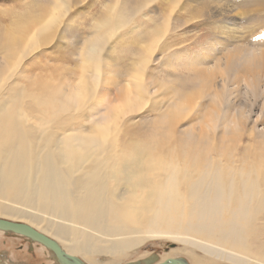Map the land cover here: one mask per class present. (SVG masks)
I'll list each match as a JSON object with an SVG mask.
<instances>
[{
    "label": "bare ground",
    "instance_id": "bare-ground-1",
    "mask_svg": "<svg viewBox=\"0 0 264 264\" xmlns=\"http://www.w3.org/2000/svg\"><path fill=\"white\" fill-rule=\"evenodd\" d=\"M15 2V9L8 8L0 18V217L23 220L83 264H123L146 241L159 238L182 246L158 263L147 262L146 254L143 263L125 264L166 260L264 264V132L255 135L258 121H253L247 131L248 137L254 134L252 140L238 154L232 147L234 140H228L234 131L228 122L238 118L246 105L239 104L238 109L231 101L236 90L225 101L222 97L227 67L237 65L236 79L240 65L252 68L264 61L263 35L254 36L243 47L237 45L242 34L235 24H219V39L225 44L221 45L228 47L222 58L204 67L221 74V83L213 85L214 94L206 95L203 86L202 95L210 97L217 109L208 114L209 134L195 127L201 103L182 101L186 93L179 85L163 87L154 78L145 81L156 48L162 54L160 65L177 52L167 40L180 29L181 12L191 13L198 2L214 4L228 21L227 9L234 7L233 2L264 8V0ZM84 2L93 7L92 16L97 15L91 16L88 32L75 26L78 15L73 8ZM6 17L12 21L10 26L1 22ZM251 21L264 25V15H254ZM150 39L160 44L155 46ZM113 43L129 53V66H121L114 58ZM65 49H72L73 69L50 65L55 54L62 56ZM175 65L172 62L170 68L175 70ZM117 76L124 79L117 82ZM116 83L120 88L112 89ZM164 98L170 99L166 110L161 109ZM157 103L160 107L154 108ZM260 103L261 110L264 99ZM148 104L157 110L153 125L166 143L172 137L168 130L188 121L177 132L185 145L183 151H162L155 149L154 142L129 139L134 131L128 124ZM218 120L224 130L223 147L214 154L205 145L210 146L207 141L219 127ZM200 143L204 144L201 148ZM2 236L0 231L1 243ZM34 244L35 255L60 264L52 252ZM10 246L5 252L15 264L33 260ZM20 254L25 258L19 259ZM1 257L0 264L6 258Z\"/></svg>",
    "mask_w": 264,
    "mask_h": 264
},
{
    "label": "rangeland",
    "instance_id": "rangeland-1",
    "mask_svg": "<svg viewBox=\"0 0 264 264\" xmlns=\"http://www.w3.org/2000/svg\"><path fill=\"white\" fill-rule=\"evenodd\" d=\"M15 1L16 0H0V8L1 9L3 8L2 10H4L3 13H0V18H1V16H3V17L5 16V14L7 12L6 10L8 8H12V6H14V9H15V7H16ZM246 1H248V0H246ZM205 2H208V0H205ZM198 3L196 5V8L194 9V11H192L191 13H186V11L180 13V16H181L180 17V23L182 25H180V29H178V31H176L177 34L173 35L171 37V39L169 38L167 40L168 44H169V42H172V45L175 44V46H174L175 51L179 52V51L183 50V51L189 53L190 54V60L192 62L187 63V64H178V65L176 64L177 66L175 65V70H173L172 68H169V70L172 72V75H164L158 70L160 68V64L162 61V60L160 61V58H162V54H159V48H156L154 50V52L152 53V58L154 59V62L151 63L152 64L151 70H149L146 73L145 81L148 82V78H150V80L154 78L155 82L159 83L160 85H163V87L166 86V84H169V85H174L177 88L179 85L178 89L181 88L182 92L186 93V95H185L186 98H182L181 99L182 101H186V103H189L190 105H193L195 103H201L202 104L200 106L202 108L201 109V115L199 116V119L197 121H195V127L198 130L202 129L204 131H207L206 125H208L210 122V117H208V114L210 113L211 109H213V108L216 109V108L212 105V100L210 99V97H208V96L204 97L205 95H202V93L204 92V88H205V91H207L206 95L214 94V91H215L213 89L214 86H216V85L218 86V84L221 83V81H220L221 74H219L216 69H208V70H205V69L209 68L216 59L222 58L223 55L225 54L227 47H228V46H222L225 44H223L222 39L218 38L216 40V42L211 46V49L213 48L214 51H211V49L208 51L203 50L202 45L204 44V41L207 40V38L211 32L210 26L207 22L210 21L212 23V21H213L214 24H218V25L219 24L221 25L222 22H229V23L235 24L234 27H237V30H239L240 33L242 34V38L239 40L237 45H239V46L243 45V47H244L245 44L246 45L251 44V41H253L252 39H254V36H256V35H260V36L263 35V38H264V25H261L260 23L255 24L257 22L251 21V18L254 15H258V14L264 15V8H259L258 6L255 8V6H252L249 4L242 5V4H239V3L237 4V3L233 2L232 5H234V7L227 9L229 12V13H227V16L230 19L228 21L226 19V21H225L222 19V16L219 15L220 11L216 9V6L214 4L213 5H211V4L203 5V3L202 4H198ZM91 8H93V7H89L88 4H86L85 2L75 6L73 8V10H75V13H77V15H78V19L76 20L78 23L75 22L76 23L75 26L77 28L82 27L83 29L86 30V32H88V30H90L89 23L91 22V16H92V10H93ZM163 9H165V7ZM208 10H210V11H208ZM96 16L97 15L95 13L92 17H96ZM188 18H192V20H189L186 23H184L183 20L188 19ZM1 22L6 26H10L12 21L11 20L7 21V17H6V20H2ZM161 41H163V40H161ZM149 42H151L155 46H158L160 44V43H156L154 41L152 42L151 39ZM147 44L148 43H137L135 45L143 47L144 45H147ZM112 45L115 48V50L113 52L114 58L118 60V62L120 63L121 66H129L130 65V59H131V56L129 55V53L125 52V51H121V46L116 47V45H114V43ZM60 46L62 49H64L63 43H60ZM260 49H261L260 52L264 53V45H262V47ZM66 50L67 49L63 50L62 56L56 57V55L58 54L57 53V54H55L54 58L51 57L52 60L50 61V65H55V66L63 65L64 67H71L72 66V69H73L74 57L71 55L72 49H68V51H66ZM2 60H3V57L0 55V61H2ZM41 60H45V59L41 58ZM63 60H67L68 63H64ZM221 65H223L222 61H221ZM193 66H196V67H193ZM240 66H239V68H240L241 73H240V76L236 79H233V77H234L233 71L237 68V65H236V68L234 66L233 67H227L229 70L226 71V74H224L225 78H226V83L224 86V91L222 93V95H223L222 97L225 98L224 99V101H225L227 99V97L230 95L231 91L236 90V94L234 95L233 98H231V101L233 103H237L236 108L242 107V106H238L239 104L240 105H246L245 108L241 109L242 111H240L242 114L238 113V118L230 119L232 121L228 122V126L232 127V129L234 131L232 132L233 134H231L228 130L229 135H232V139L228 138V137H230L229 135L227 136V138H228V140H231V141L234 140V144L232 147H236L235 150L238 154H240L241 153L240 151H243L244 148L246 147V145H248V143H250L249 141L252 140V136L254 134L251 137H248L247 131H248L250 125L253 123V121H256V122L258 121L256 123V125L258 126L257 127L258 129L255 128V130H254L255 135H257V133L258 134L261 133V131L264 132L263 131V125H262V123L264 122V116H263L264 115L263 114L264 113V107H263V109L260 110V107L262 106V105H260L261 104L260 102H263V99H264V91L262 90V86L264 85V61L262 63H260L259 66H253L252 68L250 66L248 68L245 65L241 66V67ZM204 67H206V68H204ZM245 67H246V69H245ZM34 73H36V72L34 71L32 74H34ZM46 73L48 74L49 70L46 69ZM117 77H116L117 82H118V80L122 81L124 79V76H117ZM207 80H209V82ZM253 82H254V86L250 87V85ZM203 86H205V87L203 88ZM206 87H208V88H206ZM247 87H249V89ZM111 88L112 89H119L120 86H118L116 83V84H112ZM208 90H210V91L208 92ZM160 91H164V90H160ZM202 97H204V98H202ZM111 98H112V96H111ZM164 100H165V102L163 103L164 105L161 108L162 110H166L170 104L169 98H164ZM160 105H161V103H157L153 107L154 108L160 107ZM223 105H224V103L222 104L221 107H223ZM118 106L120 108L123 107L121 103H119ZM151 106H152V104L144 105L142 108L145 111L144 113H142V111H138L136 114L133 115L132 122L128 125H129V129H131L134 132L132 134L133 136L131 135L129 137V139H132V140L140 139L143 142H154V143H156L155 149H158V150L161 149L162 151H165V150L168 151L170 149H173L176 152H180V150L183 151V149H181V148H183L182 146H185V145H184L183 139L179 136V134L177 132H178V130H183L184 128H186L188 126V124H187L188 121H186V120L180 121L177 128L171 127L170 130H168L169 131L168 133L170 135H172V137L170 136V138H169L171 142L166 143V141H164L158 135V134H161V132L158 129H156L155 126L153 125L152 120L155 119V117L157 115V110H153L152 108H150ZM192 108L194 109V106H192ZM243 111H244V114H243ZM257 115H259V116H257ZM256 116L258 118H256ZM142 118L145 120L144 122H141V120H143ZM233 120L236 122L235 126H234ZM239 120H240V123L242 125L239 123ZM174 122L176 123V121H174ZM237 122H238V124H237ZM76 123H78V122H76ZM216 124H217L216 126H219V127L216 130H214L213 133H211L209 135V139H208L209 142L207 141V143H209V144L211 143L210 146L207 147L205 145V147L208 148L209 150H211V152H213L214 154L220 153V151L222 150V147H223V144L220 142L222 140L221 136H222V133L224 130H223V128H221L219 120L216 121ZM134 125H136V126H134ZM156 133H158V134H156ZM206 133H208V131ZM246 133H247V135H246ZM227 138H225V139H227ZM201 144H203V143H200L199 147L204 146V144L203 145H201ZM244 145H245V147H244ZM168 147H169V149H166ZM227 148H229V147H227ZM262 148H263V154H264V145L262 146ZM229 150H227V151H229ZM0 218H2V217H0ZM2 219L12 220V219H9L6 217H3ZM14 221L20 222V223L23 222V220H14ZM2 237H4V238L2 239L3 240L2 243L0 241V258L3 259L1 257L2 254H4V257H6L5 260L2 261V264H5V263L6 264H10V263L15 264L14 263L15 259L12 256H10L8 253L5 252V247L8 248V246H10L9 244H13L12 247L11 246L10 247L13 248L15 251H22V253H25L26 255H30L31 257H34L33 255H35L34 253L36 250V248H35L36 244H34V242H31L30 240H28L25 237L17 236V235H13V234H9V233H4V232H3ZM4 243L6 246L4 245ZM27 244H28V248L26 249ZM181 246H182V244L180 242L178 244V241H173L171 239H165V238L151 239V240L146 241L143 245H141L139 248V251H137L136 253H133L129 257H127L126 260L123 261V264L131 263V262L143 263L144 258L146 257V254H147V256L148 255L151 256L152 254L155 255L158 258V259H156L155 263L156 262L158 263V262H160L159 261L160 259L162 260L163 255H167L170 251H172V249L176 250V249L181 248ZM25 254L24 255L20 254L19 259L21 258V260H22V258H25V256H26ZM178 257H180V256H178ZM181 258H183V259L185 258L184 260L187 261V258L185 256L184 257L181 256ZM4 261H6V262H4ZM18 261H16L18 264H53V262L48 260L47 257L38 256V255H35V257L32 261H27V262H22V263H19ZM222 264H224V263H222ZM226 264H228V263H226Z\"/></svg>",
    "mask_w": 264,
    "mask_h": 264
},
{
    "label": "water",
    "instance_id": "water-1",
    "mask_svg": "<svg viewBox=\"0 0 264 264\" xmlns=\"http://www.w3.org/2000/svg\"><path fill=\"white\" fill-rule=\"evenodd\" d=\"M0 231L9 234L20 235L29 239L31 242L38 243L44 246L47 250L52 252L60 264H83L78 258L66 254L58 244L48 238L47 236L38 233L36 230L30 226L20 223L11 222L9 220L0 219ZM157 257L155 255L149 256L147 262H155ZM162 264H186L184 261L178 262L177 260H166Z\"/></svg>",
    "mask_w": 264,
    "mask_h": 264
},
{
    "label": "snow or ice",
    "instance_id": "snow-or-ice-1",
    "mask_svg": "<svg viewBox=\"0 0 264 264\" xmlns=\"http://www.w3.org/2000/svg\"><path fill=\"white\" fill-rule=\"evenodd\" d=\"M207 23L210 26L211 32L207 40H205L204 44L202 45L204 51L210 50L211 46L219 38V34H220V25L213 24L210 21ZM172 62L176 64H187V63H191L192 61L190 60V54L181 50L179 52H176L174 56L170 58V61H166L164 64L160 65V68L158 70L164 75H172V72L169 70ZM193 118H195V115L193 116Z\"/></svg>",
    "mask_w": 264,
    "mask_h": 264
},
{
    "label": "flooded vegetation",
    "instance_id": "flooded-vegetation-1",
    "mask_svg": "<svg viewBox=\"0 0 264 264\" xmlns=\"http://www.w3.org/2000/svg\"><path fill=\"white\" fill-rule=\"evenodd\" d=\"M23 247V246H22ZM27 248H28V244H27ZM26 248V249H27ZM22 250V249H21ZM17 252H19V253H21L22 251H17ZM34 257H35V255H33ZM34 257H32V259H34ZM37 258V257H36ZM54 264V263H53ZM150 264H152V263H150Z\"/></svg>",
    "mask_w": 264,
    "mask_h": 264
}]
</instances>
